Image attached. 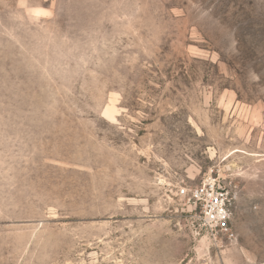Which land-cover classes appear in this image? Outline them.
I'll list each match as a JSON object with an SVG mask.
<instances>
[{"label":"rangeland","instance_id":"374dc122","mask_svg":"<svg viewBox=\"0 0 264 264\" xmlns=\"http://www.w3.org/2000/svg\"><path fill=\"white\" fill-rule=\"evenodd\" d=\"M0 264H264V0H0Z\"/></svg>","mask_w":264,"mask_h":264},{"label":"built area","instance_id":"2783aa9c","mask_svg":"<svg viewBox=\"0 0 264 264\" xmlns=\"http://www.w3.org/2000/svg\"><path fill=\"white\" fill-rule=\"evenodd\" d=\"M187 200L198 209L196 222L200 228L233 236L230 226L231 196L218 179L209 176L201 185L189 189Z\"/></svg>","mask_w":264,"mask_h":264}]
</instances>
